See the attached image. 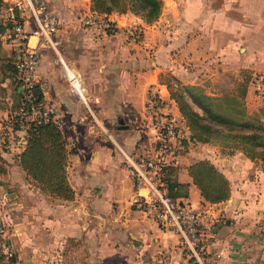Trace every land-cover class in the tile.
Here are the masks:
<instances>
[{
  "label": "crops",
  "instance_id": "0c3cea01",
  "mask_svg": "<svg viewBox=\"0 0 264 264\" xmlns=\"http://www.w3.org/2000/svg\"><path fill=\"white\" fill-rule=\"evenodd\" d=\"M253 1L248 9V1L243 0L245 14L255 13V23L245 16V36L264 31V0ZM48 5L60 22L55 35L59 52L81 72L89 100L85 105L69 92L55 51L44 46L37 80L44 102L55 107L67 138V176L74 196L53 198L27 180L16 161L25 131L9 133L10 143L0 146V155L8 167L1 173L7 175L13 196L7 198L13 216L6 222L2 214L0 233L11 238L17 264L66 263L72 254H81V247L84 261L73 264H264V166L257 165L264 161L249 159L256 164L252 175L239 182L231 180L229 198L212 203L203 199L187 172L195 160L189 158V145L185 153L170 157L177 180L187 183L188 194L178 198L199 210L208 237L202 263H198L190 260L176 232L157 224L134 203V183L123 156V151L136 150L154 134L146 107L151 90L171 101L169 110L188 133L160 76L169 73L184 83L199 82L205 64L213 61L197 65L202 61L199 50L214 43L197 41L196 32L205 26L212 29L223 5L215 8L212 0H161L160 13L150 22L132 11H114L105 16L118 29L107 34H98L81 22L90 0H48ZM6 12L1 10L0 17ZM133 25L143 29L138 40L126 31ZM24 27L32 29V21L27 20ZM0 38V116L6 118L18 97L9 68L13 46L2 34ZM243 45L241 50L253 47L250 52L255 59H244L237 69H229L234 65L228 59L231 44H222V53H216L221 54L222 66L226 64L223 73L233 74V83L242 68L254 73L264 67V41H243ZM9 168H17L18 178L11 176Z\"/></svg>",
  "mask_w": 264,
  "mask_h": 264
},
{
  "label": "built area",
  "instance_id": "2783aa9c",
  "mask_svg": "<svg viewBox=\"0 0 264 264\" xmlns=\"http://www.w3.org/2000/svg\"><path fill=\"white\" fill-rule=\"evenodd\" d=\"M3 9L10 12V18L8 28L2 35L13 46L11 62L21 80L19 130L25 131L27 121L31 119H56L53 104L44 100L33 103L34 87L39 84L37 66L44 46L55 51L56 61L61 65L69 92L88 105L89 99L81 72L71 67L59 52L55 35L60 22L50 9L48 0H0V11ZM27 20L33 23L30 30L24 27ZM80 20L98 34L113 33L118 29L114 20L91 9ZM126 31L135 40L140 39L143 33L139 25L129 26ZM32 37L34 42H31ZM170 103L159 91H149L146 107L151 116L154 134L136 150L123 151V156L134 183V203L157 224L176 232L193 261L202 263L208 237L201 227L200 212L191 203L170 196L163 178L164 167L174 155L173 147L184 148L183 140L188 137L183 124L169 110ZM178 126L184 128V131ZM5 194L3 192V196Z\"/></svg>",
  "mask_w": 264,
  "mask_h": 264
},
{
  "label": "trees",
  "instance_id": "16d2710c",
  "mask_svg": "<svg viewBox=\"0 0 264 264\" xmlns=\"http://www.w3.org/2000/svg\"><path fill=\"white\" fill-rule=\"evenodd\" d=\"M90 9L104 14L114 11H132L141 15L145 21L150 22L159 15L161 0H90ZM4 18V20H0V34H3L8 28L9 11L6 12V15L4 14ZM9 68L14 74V92L18 97L16 105L11 108L14 110L12 119L9 121L10 123H7L10 128L9 133H13L19 130L21 80L17 77L11 59L9 60ZM243 72H246L245 75H247L242 83L246 89V81L252 71L243 68L239 75L241 76ZM256 76L260 77L261 75ZM176 79L169 73L160 76V82L167 86L169 96L176 103L188 129V137L183 140L185 146H188L189 142L207 143L214 137L220 136L227 142L226 145L229 148H227V152L231 153L237 148L253 161H264V121L229 116L222 112L216 104H212V101H208L204 93L190 92V88H194L193 86L183 87L175 82ZM261 79L263 81L264 77ZM42 100V90L39 84H36L33 103ZM191 101L197 104L202 111L197 110ZM27 123L25 143L16 155V161L26 176L44 193L58 199L73 198L74 190L67 176V138L57 119H31ZM0 158H2L1 155ZM187 172L204 200L216 203L229 198L231 181L212 161L205 158L195 159L187 166ZM163 178L167 193L170 196L178 198L188 194L187 183L177 180L175 165L169 163L164 167ZM0 241H2L1 233ZM5 259L7 264H15V253L7 255L3 249H0V264H6L3 262ZM50 264L65 263L52 262Z\"/></svg>",
  "mask_w": 264,
  "mask_h": 264
},
{
  "label": "rangeland",
  "instance_id": "374dc122",
  "mask_svg": "<svg viewBox=\"0 0 264 264\" xmlns=\"http://www.w3.org/2000/svg\"><path fill=\"white\" fill-rule=\"evenodd\" d=\"M212 1L215 8L221 7L223 5L224 7L223 13L218 15L217 21L214 22L215 24L212 26V29L208 30L207 26L199 28V30L196 32L197 36L195 38L197 39V41H213L214 43L212 47L207 46V48L204 49V51L199 50L200 51L199 60L202 59V61L198 62L197 65L201 63L204 64L207 60L212 59L213 61L205 64V68L202 70L200 74L199 82L184 83L178 78L176 79L175 82L181 84L183 87L193 86L194 88L191 87L190 92L204 93L208 101L209 100L212 101V104L214 105L216 104L219 108H221L222 112H224L229 116L237 117V118L243 117V119H251L255 121L257 120L264 121V80L260 81V77H264V67L259 68L257 71H254V73L252 72V74L250 73V76L246 81L247 86L245 89V86H243L242 83L244 77L247 76L245 75L246 72H243L241 76L239 75L238 77L239 79L236 78L235 82L233 83L234 80L233 74L231 72L229 74L227 72L223 73L222 67H226L225 66L226 64L224 63L225 65L222 66L223 60L221 59V54H216V53H222L221 52L222 44L225 45H227L228 43L231 44L232 45L231 53L230 56H228V59L230 60L229 62L234 63V65L232 66L230 65L229 69H235V68L237 69L240 65L241 66L243 65L244 59L246 58L255 59L254 54L250 52L253 49V47L243 48V50L240 49V47L244 46L243 41H264V38L261 37L264 36V31L259 32V35L253 32H252L253 34H249L248 36L244 35L245 32H243L244 29L243 24H247L244 21L245 16L248 19V21H250V23H255L254 22L255 13L248 12V14H245L243 10H246V7L243 5V0H212ZM246 1H248L247 5L249 9L250 8L249 3L251 2L254 3V1L253 0H246ZM167 3H168L167 5H170L171 2H167ZM0 19L4 20L5 18L4 16H2L0 17ZM214 19H216V15L214 16ZM202 26H204V24H202ZM258 74L261 76L260 77L256 76ZM231 85H233L232 89H230ZM247 89L250 90V93H248ZM186 95L187 98H189L188 94ZM16 103H17V99L15 97L11 108H13V106H15ZM191 103L193 102L191 101ZM193 106L197 110L202 111V109L197 104L193 103ZM11 108H10V113L6 118L4 114L0 116V122H1L0 136L3 137L2 139H6L7 137H9L10 128L9 126H7V123L11 121L12 114H14V110ZM178 128H180L182 132L184 131L183 130L184 128H182L181 126H178ZM9 143L10 142L8 141V139H6V142L0 140V146L2 148H4L5 144H9ZM226 144L227 142L225 139H223L220 136H217L207 143H200V142H195L193 144L188 143L189 146L186 149L189 152L190 159L193 160V159L205 158L212 161L229 177L230 181L238 180L237 182H239L240 179L251 176L252 175L251 171L254 165L256 164L254 162H251L249 158L246 157L244 153H242L237 148H235L234 151L231 153L227 152L228 145ZM173 152L174 155H176L178 152L185 153V147L177 148V146H174ZM257 165L260 167L264 166V162H258ZM7 168H8L7 163H5L3 158H0V169H1L0 185L2 186V188L0 187V220L4 219V217H2V214H4L6 219L4 221L7 222L8 220L9 222L11 221L10 216L11 217L13 216V208L11 205H9V200H7V198L10 196V199H12L13 196L10 193L11 191L9 190L10 186L7 185V181H6L7 175L5 173H1L2 171L6 172ZM9 169L11 172V176L18 178L17 168L15 169L9 168ZM26 178L27 180L32 182L27 176ZM4 189L6 190V192L8 191V195L5 194L3 196ZM7 216L9 217V219ZM0 224L2 225V222H0ZM8 226H11V224L8 223ZM10 239L11 238L2 237V241H0V249H3V251L6 252L7 255L11 253H15L16 256L15 264H17L18 256L16 254V249L13 246L12 240ZM184 250L186 251V249ZM84 258H85L84 250L83 247H81V254L80 255L78 253L72 254L70 259L67 258L71 262L66 260L67 262L65 264H69V262L72 263L78 261H81L82 263L84 261ZM190 260H193L191 256H190ZM3 262L7 264L6 259Z\"/></svg>",
  "mask_w": 264,
  "mask_h": 264
}]
</instances>
